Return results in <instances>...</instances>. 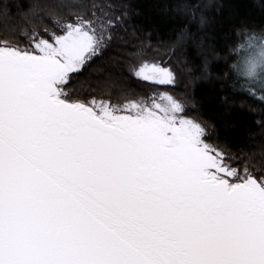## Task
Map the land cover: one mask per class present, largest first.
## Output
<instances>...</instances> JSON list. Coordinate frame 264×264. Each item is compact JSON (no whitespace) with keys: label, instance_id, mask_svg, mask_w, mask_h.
I'll use <instances>...</instances> for the list:
<instances>
[{"label":"snow or ice","instance_id":"snow-or-ice-1","mask_svg":"<svg viewBox=\"0 0 264 264\" xmlns=\"http://www.w3.org/2000/svg\"><path fill=\"white\" fill-rule=\"evenodd\" d=\"M16 7L25 27L0 33V264H264V162L226 149L228 117L221 137L189 116L187 100L157 90L175 69L141 50L120 76L150 95L81 83L128 12ZM224 24L229 87L264 103V32Z\"/></svg>","mask_w":264,"mask_h":264},{"label":"trees","instance_id":"trees-1","mask_svg":"<svg viewBox=\"0 0 264 264\" xmlns=\"http://www.w3.org/2000/svg\"><path fill=\"white\" fill-rule=\"evenodd\" d=\"M99 2L113 5L115 15L127 11L128 16L115 29L113 45L105 56L84 69L80 77L83 85H91L101 92L111 90L116 96L150 95L152 90L147 86L128 88L120 76L127 54L141 50L144 56L163 60L165 66L175 69L176 83L166 90L187 100L189 116L216 128L221 137L224 134L221 115L228 117L232 127L226 149L253 157L254 162H264V103L257 98L233 94L224 73L237 58L230 54L236 41L216 43L218 32L225 27L224 21H228L226 26L234 33L264 32V0ZM9 3L12 8L8 15L0 13V33L25 27L22 10L16 5L26 10L31 0H9ZM201 16L207 19V24H201ZM122 88H128L127 92H121Z\"/></svg>","mask_w":264,"mask_h":264},{"label":"rangeland","instance_id":"rangeland-1","mask_svg":"<svg viewBox=\"0 0 264 264\" xmlns=\"http://www.w3.org/2000/svg\"><path fill=\"white\" fill-rule=\"evenodd\" d=\"M167 66V65H166ZM152 90V89H151ZM158 91L160 92H164V91H167L166 88H160V89H157Z\"/></svg>","mask_w":264,"mask_h":264}]
</instances>
